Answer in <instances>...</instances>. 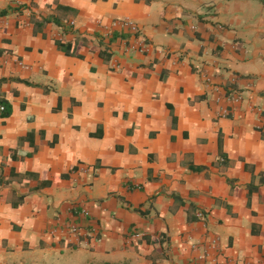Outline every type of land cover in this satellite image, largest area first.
Masks as SVG:
<instances>
[{
  "label": "crops",
  "instance_id": "crops-1",
  "mask_svg": "<svg viewBox=\"0 0 264 264\" xmlns=\"http://www.w3.org/2000/svg\"><path fill=\"white\" fill-rule=\"evenodd\" d=\"M0 13V264H264V3Z\"/></svg>",
  "mask_w": 264,
  "mask_h": 264
},
{
  "label": "built area",
  "instance_id": "built-area-1",
  "mask_svg": "<svg viewBox=\"0 0 264 264\" xmlns=\"http://www.w3.org/2000/svg\"><path fill=\"white\" fill-rule=\"evenodd\" d=\"M120 24H123L124 26L128 27L129 30L133 31L134 33H137L138 32V29L137 27L134 25V23L130 22L129 20H124V21H121V22H118ZM144 47L141 48L140 51H143ZM5 109H4V106L0 105V117L2 116V114L4 113ZM197 217L202 219L203 218V215L201 213H198L197 214Z\"/></svg>",
  "mask_w": 264,
  "mask_h": 264
},
{
  "label": "trees",
  "instance_id": "trees-1",
  "mask_svg": "<svg viewBox=\"0 0 264 264\" xmlns=\"http://www.w3.org/2000/svg\"><path fill=\"white\" fill-rule=\"evenodd\" d=\"M256 1H259V2H261V3H264V0H256ZM0 14H1V13H0ZM62 50H64V52L67 53V54H72V51H70V50H71V48H70V44H68V45H66V46H63V47H62ZM0 105L4 106V109H5V111H4V113L2 114V116H7V115L9 114V110H8L7 105L5 104L4 101H0ZM101 264H111V263H107V262H105V263H101Z\"/></svg>",
  "mask_w": 264,
  "mask_h": 264
}]
</instances>
